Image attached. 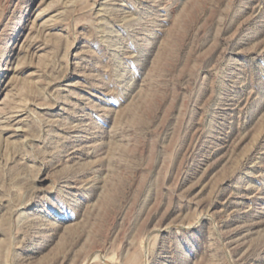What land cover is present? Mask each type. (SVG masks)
<instances>
[{
    "label": "rangeland",
    "instance_id": "1",
    "mask_svg": "<svg viewBox=\"0 0 264 264\" xmlns=\"http://www.w3.org/2000/svg\"><path fill=\"white\" fill-rule=\"evenodd\" d=\"M0 264H264V0H0Z\"/></svg>",
    "mask_w": 264,
    "mask_h": 264
}]
</instances>
